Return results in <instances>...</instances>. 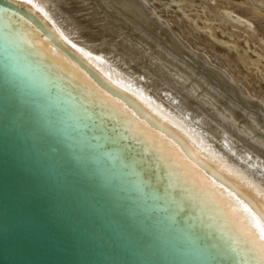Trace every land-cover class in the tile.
Listing matches in <instances>:
<instances>
[{
	"label": "water",
	"instance_id": "1",
	"mask_svg": "<svg viewBox=\"0 0 264 264\" xmlns=\"http://www.w3.org/2000/svg\"><path fill=\"white\" fill-rule=\"evenodd\" d=\"M26 22L131 105L36 14L0 0V264H247L156 150L60 80Z\"/></svg>",
	"mask_w": 264,
	"mask_h": 264
},
{
	"label": "bare ground",
	"instance_id": "2",
	"mask_svg": "<svg viewBox=\"0 0 264 264\" xmlns=\"http://www.w3.org/2000/svg\"><path fill=\"white\" fill-rule=\"evenodd\" d=\"M13 1L131 105L100 89L26 22L60 80L79 84L85 102L95 100L156 150L247 264H264V0Z\"/></svg>",
	"mask_w": 264,
	"mask_h": 264
},
{
	"label": "snow or ice",
	"instance_id": "3",
	"mask_svg": "<svg viewBox=\"0 0 264 264\" xmlns=\"http://www.w3.org/2000/svg\"><path fill=\"white\" fill-rule=\"evenodd\" d=\"M26 2L31 3V0H26ZM260 232L262 239H264V224L260 225ZM261 252L264 253V245H261Z\"/></svg>",
	"mask_w": 264,
	"mask_h": 264
},
{
	"label": "rangeland",
	"instance_id": "4",
	"mask_svg": "<svg viewBox=\"0 0 264 264\" xmlns=\"http://www.w3.org/2000/svg\"><path fill=\"white\" fill-rule=\"evenodd\" d=\"M255 20H256V19H254V23H255V25H257V22H256L257 20H256V21H255Z\"/></svg>",
	"mask_w": 264,
	"mask_h": 264
}]
</instances>
